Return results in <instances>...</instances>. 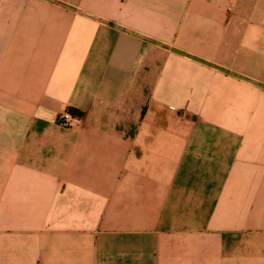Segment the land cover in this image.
Masks as SVG:
<instances>
[{
    "label": "crops",
    "instance_id": "crops-1",
    "mask_svg": "<svg viewBox=\"0 0 264 264\" xmlns=\"http://www.w3.org/2000/svg\"><path fill=\"white\" fill-rule=\"evenodd\" d=\"M0 264H264V0H0Z\"/></svg>",
    "mask_w": 264,
    "mask_h": 264
},
{
    "label": "built area",
    "instance_id": "built-area-1",
    "mask_svg": "<svg viewBox=\"0 0 264 264\" xmlns=\"http://www.w3.org/2000/svg\"><path fill=\"white\" fill-rule=\"evenodd\" d=\"M75 116L72 111L70 109L66 110L65 112H63L60 116H59V122L63 125V126H69V122L71 120H73Z\"/></svg>",
    "mask_w": 264,
    "mask_h": 264
},
{
    "label": "trees",
    "instance_id": "trees-1",
    "mask_svg": "<svg viewBox=\"0 0 264 264\" xmlns=\"http://www.w3.org/2000/svg\"><path fill=\"white\" fill-rule=\"evenodd\" d=\"M71 111H72V113H73L75 116H82V115H83L82 113H80V112H78V111H76V110L71 109Z\"/></svg>",
    "mask_w": 264,
    "mask_h": 264
}]
</instances>
